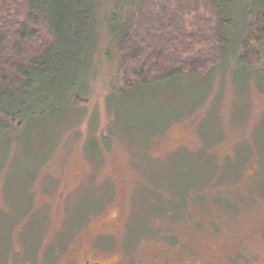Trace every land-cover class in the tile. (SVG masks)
<instances>
[{"label":"rangeland","instance_id":"1","mask_svg":"<svg viewBox=\"0 0 264 264\" xmlns=\"http://www.w3.org/2000/svg\"><path fill=\"white\" fill-rule=\"evenodd\" d=\"M106 3L86 102L0 131V264H264V45L238 68L232 15L224 64L168 91L119 88L114 117Z\"/></svg>","mask_w":264,"mask_h":264},{"label":"trees","instance_id":"2","mask_svg":"<svg viewBox=\"0 0 264 264\" xmlns=\"http://www.w3.org/2000/svg\"><path fill=\"white\" fill-rule=\"evenodd\" d=\"M106 1L121 84L108 98L114 117L123 109L113 100L119 88L123 95L168 91V84L193 83L188 76L205 77L224 64L226 30L237 29L232 15L244 24L235 45L238 68L262 62L264 0H0V131L14 135L33 120H64L86 102L95 23ZM188 13L209 29L191 31Z\"/></svg>","mask_w":264,"mask_h":264},{"label":"flooded vegetation","instance_id":"3","mask_svg":"<svg viewBox=\"0 0 264 264\" xmlns=\"http://www.w3.org/2000/svg\"><path fill=\"white\" fill-rule=\"evenodd\" d=\"M84 264H99V263L97 262L92 263L91 260H85Z\"/></svg>","mask_w":264,"mask_h":264}]
</instances>
